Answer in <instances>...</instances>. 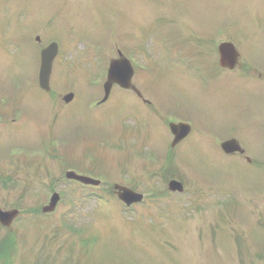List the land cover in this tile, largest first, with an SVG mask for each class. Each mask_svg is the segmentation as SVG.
I'll return each instance as SVG.
<instances>
[{"label":"rangeland","instance_id":"obj_1","mask_svg":"<svg viewBox=\"0 0 264 264\" xmlns=\"http://www.w3.org/2000/svg\"><path fill=\"white\" fill-rule=\"evenodd\" d=\"M217 22L224 27L216 33ZM32 29L40 44L31 40ZM142 30L146 47L156 49V39L167 55L180 56L191 53L194 33L200 38V31H212L211 49L231 39L233 30L230 42L242 61L264 75V0H0V118L12 119L0 121V208L20 211L10 229L0 227V240L9 239L13 248L7 264H264V169L258 168L264 164V83L253 73L230 79L211 51L202 60L206 85L197 87L173 64L148 68L145 57L128 55L140 72L137 83L164 111L195 130L193 119L206 126L204 135L194 130L173 155L185 195L160 197V189L167 191L156 168L167 162L162 126L119 89L106 105L93 107L102 99L116 49ZM52 42L59 58L50 94L43 95L37 91L39 52ZM69 92L74 99L64 105ZM137 116L148 120L155 133L149 143L160 156L148 158L156 161H145L146 167L134 142L118 141L124 119ZM234 135L260 162L256 168L221 154L219 144ZM122 162L126 173L115 167ZM240 163L245 166L244 158ZM74 168L91 169L96 177L106 170L95 191L100 200L89 201L91 189L64 180ZM115 183L144 194L145 203L124 209L113 196ZM204 186L217 191V201ZM52 190L61 197L55 212L31 213L47 205Z\"/></svg>","mask_w":264,"mask_h":264},{"label":"water","instance_id":"obj_2","mask_svg":"<svg viewBox=\"0 0 264 264\" xmlns=\"http://www.w3.org/2000/svg\"><path fill=\"white\" fill-rule=\"evenodd\" d=\"M219 52H220V56H221V62L222 64L224 63V61H226L227 59H229L230 56H234L235 53L233 51L232 46L228 45V44H222L219 47ZM56 54V46L53 44L51 45L49 48H47L46 50H44L41 53V67H40V73H39V85L42 89L44 90H48V77L50 74V69H51V62L53 61V58ZM119 59L118 60H114L111 61L110 65H109V69L107 72V81L104 84V92H105V99L108 97L110 89L112 87V84H118L121 87H126L131 79L132 76V68L130 66V63L121 57V55L119 54ZM235 58H230L228 61L230 63L233 62ZM72 96L69 95L67 97H65V101H69L71 100ZM172 130H178L182 135V132H185L187 129L184 125H180V126H171ZM179 140V139H178ZM176 140V141H178ZM222 149L226 152H241V150L239 149L238 145L236 144L235 141H229L226 142L225 144L222 145ZM67 178L69 179H74V180H78L84 183H91L93 185H97V182H93V181H89L83 178H78L77 176H75L72 173H67ZM169 189L172 191H182V185L177 183V182H171L169 184ZM115 190H116V196L117 198L122 201L126 206H129L131 204L134 203H138L142 200V196L132 192L131 190H128L126 188H122L119 186H115ZM58 201V197L56 195H54L51 200H50V204L47 208L44 209L45 212H50L54 209L56 203ZM15 216V213H1L0 212V221L2 222H7L9 223L10 220H12Z\"/></svg>","mask_w":264,"mask_h":264},{"label":"flooded vegetation","instance_id":"obj_3","mask_svg":"<svg viewBox=\"0 0 264 264\" xmlns=\"http://www.w3.org/2000/svg\"><path fill=\"white\" fill-rule=\"evenodd\" d=\"M239 61H240V58H239ZM241 68V67H240ZM126 93H129L130 95H135L132 91H125ZM143 92V91H142ZM144 96V95H143ZM146 96H148V95H146ZM149 97V96H148ZM139 99H140V97H139ZM142 100V103L144 104L145 102L143 101V99H141ZM144 107H145V110H146V114H147V116H150V117H152V114H153V112L155 111V109H154V107H152V105L150 104V102H146L145 104H144ZM158 111H159V109H158ZM164 112H166V109H165V111ZM156 121V120H155ZM156 122H158V121H156ZM159 123V122H158ZM160 124V123H159ZM138 129L143 133V134H146L147 136H148V138H152L153 136H152V134L151 133H153L154 134V132H153V130L150 128V125H149V122H148V120L147 119H145V120H141V121H139V123H138ZM158 137V136H157ZM159 138V137H158ZM164 139H166V137H164Z\"/></svg>","mask_w":264,"mask_h":264},{"label":"trees","instance_id":"obj_4","mask_svg":"<svg viewBox=\"0 0 264 264\" xmlns=\"http://www.w3.org/2000/svg\"><path fill=\"white\" fill-rule=\"evenodd\" d=\"M97 198H99V197H97V195H96V199H97Z\"/></svg>","mask_w":264,"mask_h":264}]
</instances>
